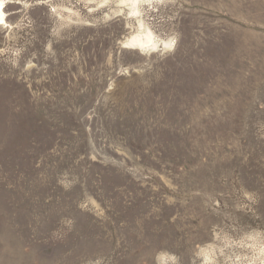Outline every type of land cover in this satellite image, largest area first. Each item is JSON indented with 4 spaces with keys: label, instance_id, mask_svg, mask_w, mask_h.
Returning <instances> with one entry per match:
<instances>
[{
    "label": "rangeland",
    "instance_id": "374dc122",
    "mask_svg": "<svg viewBox=\"0 0 264 264\" xmlns=\"http://www.w3.org/2000/svg\"><path fill=\"white\" fill-rule=\"evenodd\" d=\"M4 1L0 264H264V0Z\"/></svg>",
    "mask_w": 264,
    "mask_h": 264
},
{
    "label": "bare ground",
    "instance_id": "6f19581e",
    "mask_svg": "<svg viewBox=\"0 0 264 264\" xmlns=\"http://www.w3.org/2000/svg\"><path fill=\"white\" fill-rule=\"evenodd\" d=\"M123 2H131L133 5H138V3L139 2H141V0H122ZM104 3V2H103ZM109 3H111V2H109ZM112 3H113V1H112ZM111 3V4H112ZM4 5H5V1L4 0H0V25H2V24H6L7 23V19H6V17H5V10H4ZM103 5H105V4H103ZM121 5V4H120ZM124 5V4H123ZM127 5V4H126ZM125 6V5H124ZM134 7V6H133ZM134 9H136V8H134ZM150 42H152V39L150 38V36H149V39H148V41H142V40H133V43H138V44H136L138 47L140 46V47H147V45L150 43ZM167 45H168V43H166Z\"/></svg>",
    "mask_w": 264,
    "mask_h": 264
}]
</instances>
